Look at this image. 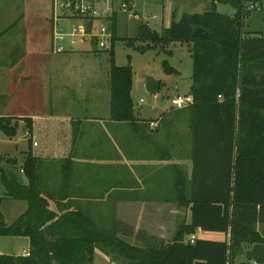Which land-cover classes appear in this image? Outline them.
Returning <instances> with one entry per match:
<instances>
[{
    "label": "trees",
    "instance_id": "16d2710c",
    "mask_svg": "<svg viewBox=\"0 0 264 264\" xmlns=\"http://www.w3.org/2000/svg\"><path fill=\"white\" fill-rule=\"evenodd\" d=\"M219 2L232 6L233 17L218 13L213 2L210 11L183 14L161 34L140 25L136 37L162 47L171 42L193 46L189 106L193 173L186 205L190 224L181 225L167 243L135 248L115 233L96 228L81 212L51 211L42 196L40 161L28 154L22 166L26 185L0 168L4 199L27 203L11 225L0 210V237H27L30 255H0V264H92L96 243L117 251L125 264H229L230 254L242 245L264 244V230L255 229L264 226V35L245 33L244 15L249 13L243 11V0ZM193 25L206 34L193 36ZM110 63L111 119L133 122L132 70L116 66L112 56ZM7 127L8 119L0 118V129L13 136ZM64 226L82 236L69 237ZM198 229L228 238L188 243L185 237Z\"/></svg>",
    "mask_w": 264,
    "mask_h": 264
},
{
    "label": "crops",
    "instance_id": "0c3cea01",
    "mask_svg": "<svg viewBox=\"0 0 264 264\" xmlns=\"http://www.w3.org/2000/svg\"><path fill=\"white\" fill-rule=\"evenodd\" d=\"M233 15L234 11L229 17ZM116 19L117 16L115 26ZM114 32L116 34L115 27ZM48 35L51 40L50 33ZM22 45L18 48L21 52ZM49 54H54L51 47L40 55V60L48 61L40 64L39 127L36 128L29 114L17 116V111H6L5 105L0 104V118L8 119L7 128L14 132L10 137L16 135L17 120L24 122L28 146L21 152L19 174L23 180L20 182L27 183L22 166L30 154L40 161L42 196L51 211L59 215L81 212L96 228L115 233L119 240L135 248L171 241L181 225L191 222L190 207L186 206L193 173L190 108L181 109L187 110L186 115L176 110L179 113L168 126L162 123L169 111L147 118L134 112L133 122L115 121L110 112L109 68L103 97L100 98L99 84L92 87L90 93H94L96 99L89 104L88 112H81L75 106V88L69 85L79 73L68 62L46 59ZM189 82L190 94L191 80ZM12 160L6 158L3 170L7 171ZM255 229L261 233L264 226L256 225ZM63 230L71 238L82 236L67 226ZM195 236L213 241H216L214 236L228 238L225 234L200 229ZM107 248L111 250L113 261L127 263L117 251L103 247Z\"/></svg>",
    "mask_w": 264,
    "mask_h": 264
},
{
    "label": "rangeland",
    "instance_id": "374dc122",
    "mask_svg": "<svg viewBox=\"0 0 264 264\" xmlns=\"http://www.w3.org/2000/svg\"><path fill=\"white\" fill-rule=\"evenodd\" d=\"M213 2L218 13L226 16L233 14L234 10L230 5L219 0H115L117 5H128L126 12L117 14V40L113 44L111 56L116 66L131 68V101L134 112H139L142 118L149 115L158 117L162 112L169 111L162 123L168 126L171 124L170 120L179 113L171 108L170 100L176 95L189 94L193 46L191 43L171 42L162 47L136 40L138 27L147 24L161 34L173 22L179 21L183 14L210 11ZM50 14L49 0H0V104L5 105L6 111H17V116L29 114L34 119L36 128L40 125V64L48 61L43 60L44 58L40 60V55L51 47L48 35L52 34ZM243 28L245 33L264 35V12L244 15ZM21 44L24 45L22 52L18 50ZM79 51L88 53H78ZM109 57L110 51L94 52L79 43L73 53L49 54L46 59L68 62L74 66L79 75L77 74L76 80H71L75 84L69 82V85L71 89L75 88L76 109L86 113L90 109L89 104L96 99L90 89L99 84L100 98L104 95V82L106 84L110 68ZM164 63L172 68L171 72L165 71ZM150 77L160 81V89L153 95L145 91V82ZM70 93L73 92L70 90ZM140 100L143 103L139 104ZM180 111L185 115L188 113L187 110ZM17 121L19 124L15 128L14 137H8L0 130V168L5 167L6 158L10 157L13 160L7 173L22 181L23 176L19 174L21 152L27 150L28 142L23 120ZM76 128L74 130L77 131ZM36 134L38 135L37 131ZM3 197L0 173V210L5 223L11 225L26 211L27 203ZM213 239L225 241L224 236H214ZM28 244L27 238L0 237V255L21 256L28 249ZM95 245L98 247L94 248L93 264H118L112 260L109 248L103 249L97 243ZM252 246L242 245L241 250L231 253L229 264H254L246 257V252ZM113 253L116 255L115 251Z\"/></svg>",
    "mask_w": 264,
    "mask_h": 264
},
{
    "label": "built area",
    "instance_id": "2783aa9c",
    "mask_svg": "<svg viewBox=\"0 0 264 264\" xmlns=\"http://www.w3.org/2000/svg\"><path fill=\"white\" fill-rule=\"evenodd\" d=\"M128 5V4H127ZM127 5H117L115 0H50L52 22L51 50L54 54L73 53L82 43L92 51H110L114 36L115 18L118 12H126ZM129 7V6H128ZM246 13L264 11V2L243 0ZM171 108L181 110L193 102L191 94L171 98ZM139 103H143L140 100ZM195 234L187 238L192 244ZM29 249L23 256H29Z\"/></svg>",
    "mask_w": 264,
    "mask_h": 264
},
{
    "label": "water",
    "instance_id": "95a60500",
    "mask_svg": "<svg viewBox=\"0 0 264 264\" xmlns=\"http://www.w3.org/2000/svg\"><path fill=\"white\" fill-rule=\"evenodd\" d=\"M192 35L199 36L206 34V30L198 25L191 27ZM191 51V50H190ZM160 89V81L150 77L145 82V91L149 95L157 93ZM246 257L254 264H264V244H255L246 252Z\"/></svg>",
    "mask_w": 264,
    "mask_h": 264
}]
</instances>
